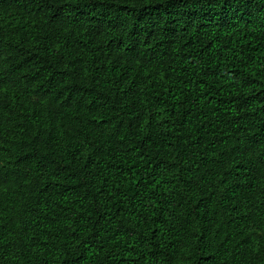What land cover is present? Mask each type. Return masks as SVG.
<instances>
[{
    "label": "trees",
    "instance_id": "16d2710c",
    "mask_svg": "<svg viewBox=\"0 0 264 264\" xmlns=\"http://www.w3.org/2000/svg\"><path fill=\"white\" fill-rule=\"evenodd\" d=\"M0 264H264V0H0Z\"/></svg>",
    "mask_w": 264,
    "mask_h": 264
}]
</instances>
